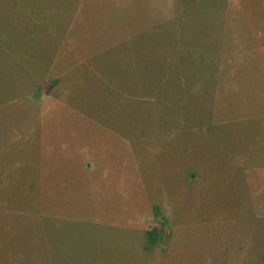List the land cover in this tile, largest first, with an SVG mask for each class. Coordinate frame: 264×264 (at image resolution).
I'll return each mask as SVG.
<instances>
[{
	"label": "rangeland",
	"instance_id": "374dc122",
	"mask_svg": "<svg viewBox=\"0 0 264 264\" xmlns=\"http://www.w3.org/2000/svg\"><path fill=\"white\" fill-rule=\"evenodd\" d=\"M0 264H264V0H0Z\"/></svg>",
	"mask_w": 264,
	"mask_h": 264
}]
</instances>
